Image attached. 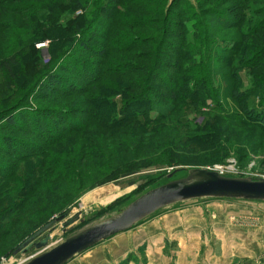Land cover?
<instances>
[{
	"label": "trees",
	"instance_id": "obj_1",
	"mask_svg": "<svg viewBox=\"0 0 264 264\" xmlns=\"http://www.w3.org/2000/svg\"><path fill=\"white\" fill-rule=\"evenodd\" d=\"M158 1L162 8L149 14L159 15L160 19L123 15L129 8H149L145 1L104 0L90 9L95 0H52L32 6L27 13L24 12L26 0H0V8L9 15L27 13L26 34L13 32L11 45L7 47L10 52H0L3 54L0 55V156L13 161L7 164L0 160V182H4L0 186V207L9 206L0 213V235L8 236L12 232L10 224L20 226L29 214L37 216L56 207L58 197L51 192V176L55 180L73 177L76 159L63 158V163L58 159L55 166L39 156L46 159L50 151H62L68 137H78L74 141L80 159L78 166L86 165L90 158L100 160L99 165L112 170V176H107L119 179L138 166H128L123 171L117 170L118 166L131 164L137 157L126 158V152L121 151H127L128 144L123 142L118 147L110 143L112 138L122 130L132 129L143 136L160 134L167 139L164 125L182 106L198 112L199 108H209L211 116L217 115L220 122L248 124L264 133V95L258 96L259 105L252 106L247 101L246 107L245 98H256V89L239 91L227 84L237 79V67L263 69L264 35L259 32L264 30V13L261 10L254 13L263 14L255 27L245 32L242 28L250 22L248 6L264 0H227L230 4L226 8L212 5L213 0H197L195 4L191 0ZM99 23L104 31L94 28ZM118 28L151 31L156 36L149 39L139 33L141 36L122 37ZM93 37L103 40L100 48L94 46ZM45 40L49 41L47 61L37 48ZM151 44L155 47L149 48ZM83 54L94 58L88 59ZM239 57L242 60L237 63ZM39 88L41 91H37ZM229 99L241 103L244 119L232 112ZM64 100L69 104H64ZM42 103L49 107L41 106ZM181 116L182 122L178 120L176 126L179 138L165 147L162 145L163 148L159 144L154 146L158 148L156 152L178 151L176 147L182 143L206 147L208 142L223 148L220 132L210 135L211 132L204 131L211 126L209 120L194 124ZM99 135L106 137L105 142L111 146L107 155L103 141H98ZM148 141L151 144L152 140ZM143 142L136 144L145 147L143 155L149 160L151 156L146 141ZM175 158L168 157L158 164L187 166L196 162L191 158L190 161ZM14 169H18L19 175ZM25 169L28 175L23 176ZM80 171L84 173V168ZM15 178L21 187L19 198L11 204L2 189ZM147 184L139 185V191ZM122 198L125 197L116 202ZM71 210L69 207L43 224L42 220L30 222L32 228L40 226L33 234L49 224L53 227L59 217L69 215ZM23 212L24 216L19 218Z\"/></svg>",
	"mask_w": 264,
	"mask_h": 264
},
{
	"label": "rangeland",
	"instance_id": "obj_2",
	"mask_svg": "<svg viewBox=\"0 0 264 264\" xmlns=\"http://www.w3.org/2000/svg\"><path fill=\"white\" fill-rule=\"evenodd\" d=\"M26 5L24 9H26L24 12L28 13V10L32 8V6H40L42 4H46L52 0H26ZM104 0H95L94 3L91 4V8H96L99 5L103 3ZM134 1H145L149 4V8H145L144 6H140L143 10H136L129 8L127 13H123L124 16H138V17H147L148 15L155 18L160 19L159 15L153 16L149 13L155 12L156 10L162 8L161 2L158 0H133ZM234 1V0H231ZM197 3V0H195ZM213 4H219L221 5V8H226L230 2L227 0H213ZM23 7V6H21ZM40 7H35V9H38ZM250 10L249 19L250 22L245 24L242 28V32H245L249 30L252 26L255 27L256 23L263 19L262 15L254 14L257 12L264 13V3H253L251 6H248ZM8 10V9H6ZM261 10V11H259ZM22 13H16V15H9L7 11L0 8V35H5L7 38H4L0 36V52L3 54H8L10 52V49L7 48L11 45L12 35L13 32L16 34L25 33L26 30L24 29V26L26 25L24 21L26 19V14ZM90 17V16H89ZM105 19V18H103ZM109 19V18H107ZM126 20V19H123ZM102 21V20H101ZM146 21V20H145ZM125 22V21H123ZM8 23V24H5ZM14 24L15 27H12L11 25ZM94 26V28L101 29L104 31V28L102 26ZM252 27V28H253ZM251 28V29H252ZM157 29V28H156ZM118 30L121 32L122 37L125 36H138L139 33H143L147 38H152L153 36H156L155 33H151V31H142V32H136L132 30H128L125 28H118ZM90 31L88 32L89 35ZM236 33V32H235ZM259 33L264 35V30L260 31ZM238 35V34H236ZM141 36V35H140ZM230 36V34H229ZM10 41V42H9ZM92 41L94 43V46L97 48H100V44L103 43V40L97 37H93ZM44 43L37 44V48H40L42 50V57L44 61L50 60V55L48 51V40L43 41ZM42 45V46H40ZM155 47V45L151 44L149 48ZM221 48V46H220ZM0 54V55H3ZM83 56L87 57L88 59H93V56H90L88 54ZM242 58L239 57L237 59V63H240ZM264 63H263V69H255L252 66H241L240 68H236L237 72V79L231 80L230 83L233 87H235L239 91H244L245 89L249 90V92L255 90L256 98L255 96L246 97L245 98V106L247 107V101L252 106H256L260 104L261 99L258 98L259 95H264ZM37 91H41L39 88ZM119 97V96H118ZM264 97V96H263ZM251 99V100H250ZM70 101L73 102V99ZM69 101V102H70ZM230 104V108L234 114H238L243 119L246 117V114L244 113L243 106H241V103L238 101H235L233 99H229L227 101ZM68 103L64 100V104ZM36 104V103H35ZM44 107H49L45 103H42ZM69 104V103H68ZM185 118V120H188L190 122H194V124L198 121H206L209 120V123L211 126L204 131L211 132L210 135H213L214 132H220L222 134L221 136V142L223 145V148H217L214 147L213 144L206 142V147H198L196 145H188L185 143H182L177 148L178 151H172L169 153H158L156 150L158 149L157 146L165 145L170 142L172 143L173 140H177L179 138V130L176 129L178 120L182 122V116ZM225 120V119H224ZM199 121V123L201 122ZM166 128V135L168 136L167 139H164V135L155 134L152 137L149 136H143L141 133L136 132L132 129L122 130L118 132L119 134L112 138L111 144H115L119 147L120 143H127L128 144V150H123L121 152H126L127 155L126 158L133 157L136 155L137 160L131 161V164H124L119 165L117 170H124L128 166H138L135 167V169L131 171H127L124 174L121 175L119 179H113L112 176V170L108 169V166L102 167L100 164V160L95 159H87L86 165L81 166L80 159H78V156L76 155L77 152L76 144L74 141H77L76 137H68L67 141H64L62 145V151L59 152V150H55L56 152L50 151L49 155L45 159L43 155L36 157L41 159H44L47 164H54L56 166V161L59 159L63 163V158L68 160L71 158L76 159V162L74 163L75 167V174L73 177H66L62 178L60 180H55L53 176H51V187H52V193L55 195V197H58L56 202V207L47 209V211H43L42 214H39L36 216L32 214L28 216V219L23 221V224H10V228L12 229V232L8 236L0 235V264H24L27 259L32 257L35 254L40 253L39 249H30L27 253L19 252L18 254H14L13 250L16 249L23 241L26 240L27 237H29L31 234H33L38 227H30V222H41L43 224L44 221H50L57 217L59 214L65 212L69 207H72L71 212L69 213V216L62 220L61 222L56 223L47 233L51 235V240L49 241L48 246L46 249L43 250H50L51 248L55 247L56 245L62 243L64 240H66L68 237L82 231L83 229L94 225L96 223H99L105 219L111 218L113 216H116L119 214L122 210H124L132 201H134L136 198L141 196L142 194L146 193L147 191L154 189L156 187H159L161 185H164L168 182L179 180L187 177L189 175V170L194 168H206V169H212V170H219L220 174L227 177H251L253 179H264V133L257 128L248 125V124H240L233 121H224L220 122L217 115L212 114L209 108H199L198 111H194L189 106H182L179 108L177 115H174L167 124L164 125ZM34 140L32 138H27ZM70 139V140H69ZM144 140V142H143ZM148 140H152L151 144H149ZM228 140V141H227ZM98 141H103L104 145V151L107 154H109V148L106 141V137L99 135ZM142 141L147 145V153L151 156V159H146L143 155V149L144 146L140 148L136 142ZM110 144V145H111ZM162 146V148H163ZM153 147V148H151ZM185 155H183V153ZM188 155H187V154ZM175 156H178L179 159L182 158H188V160L195 159L196 162H190L187 164V166L184 165H176V166H167V164H158L159 162H165L167 161L166 158L170 157L171 159H176ZM144 157V158H143ZM0 160L2 162L4 161L7 164H12L13 161L10 158H3L0 156ZM48 160V161H47ZM177 160V159H176ZM78 161V162H77ZM190 161V160H189ZM99 163V164H98ZM97 164V165H96ZM28 167L27 164H24ZM78 166V168H77ZM97 166V167H96ZM96 167V169H94ZM111 167H115V165H111ZM80 168H84V173L80 171ZM174 168H177L179 170H174ZM181 168H184L185 171L180 170ZM28 169V168H27ZM25 169L24 173H22L23 176L28 175V170ZM15 172H17L18 169H14ZM121 171V172H122ZM177 171V172H176ZM172 173V176H169ZM19 175V172H17ZM79 175L81 177L78 178ZM111 175V176H107ZM150 180V181H149ZM8 182V181H7ZM130 182H134L137 188L134 189V186H129ZM149 182V184H147ZM3 181L0 182V186L3 185ZM10 185L4 189H2V192L4 193V197H7L10 199L11 204L16 199L19 198V192H20V182L17 181V178L12 179L8 182ZM147 184L145 188L141 191H139L138 187L141 184ZM122 187V189H121ZM77 188H80V190H77ZM139 191V192H138ZM1 192V193H2ZM114 193V198L123 194L122 196L125 198H122V200L116 202L120 197L116 198L114 201L109 202H103L102 198H105L111 194ZM121 196V197H122ZM200 200H190L185 201L182 203L177 204L176 206L168 207L165 209H161L155 216L162 215V219L164 220L165 217L163 214L177 212V211H185L187 207H200L199 202ZM116 202V203H114ZM114 203V204H111ZM190 205V206H189ZM63 206V208H62ZM9 206L7 205L6 208ZM61 209L58 211V208ZM6 208L0 207V213L4 211ZM31 208V207H30ZM28 208V209H30ZM27 209V210H28ZM56 210V211H55ZM18 211V210H17ZM53 212V213H51ZM23 212L19 215V218L21 216H24ZM77 219L74 220L71 224H67V221L69 219H72L73 217H76ZM155 216H152L145 220L144 222H148L151 219H153ZM17 218V217H16ZM234 220V219H233ZM162 221V220H161ZM236 219L234 220V222ZM142 226V225H141ZM72 228V229H71ZM5 228L2 227L3 231ZM67 229V231H66ZM68 229H71L68 230ZM138 229V227L136 228ZM135 229V230H136ZM134 230V231H135ZM66 231V232H65ZM147 231V230H146ZM122 234V233H121ZM116 234L115 236L111 237L110 239H107L106 241H103L98 246H96L93 249H89L86 253L83 255L76 256L70 263L67 264H119L117 253L115 251L116 245L113 244V241L117 239L116 237L121 235ZM142 235L143 232H140V239L139 242H142ZM171 238H170V236ZM167 234L166 241L168 242V245L165 247L164 252L162 253V250L158 251V254H155L156 252H152V250L146 249V245L142 244L135 247L131 252H128L125 255V258L122 260V263L125 264H180L179 262V246L178 244V238L171 235V233ZM41 237V238H42ZM170 239V240H169ZM38 241V239L36 240ZM198 241V240H197ZM205 243L208 245V249L206 253L201 251L199 253V257H206L209 255L210 252L214 253V256H220V248L222 244L216 239L212 241L211 236L208 239H203ZM199 242V241H198ZM211 243V246H210ZM143 246L145 247V250H143ZM160 248V247H159ZM206 248V246H205ZM106 250V251H105ZM41 251V250H40ZM105 251V252H104ZM107 253V254H106ZM148 254V256H147ZM133 258H132V257ZM158 256V258H157ZM130 257V258H129ZM233 258V257H231ZM159 259V262L157 261ZM193 260V256H189V263ZM211 263V262H210ZM209 262L207 264H210ZM215 264V263H212ZM219 264V263H218ZM232 264H240V263H232ZM241 264H245V261L241 262Z\"/></svg>",
	"mask_w": 264,
	"mask_h": 264
},
{
	"label": "crops",
	"instance_id": "obj_3",
	"mask_svg": "<svg viewBox=\"0 0 264 264\" xmlns=\"http://www.w3.org/2000/svg\"><path fill=\"white\" fill-rule=\"evenodd\" d=\"M197 202L200 207L191 206L183 212L163 214L167 215L164 220L162 215H157L138 225V229L134 227L120 233L113 241L119 264L128 252L142 244L146 245L147 252L152 250L158 254L162 250L163 253L169 233L178 238L180 264H241L243 261L245 264H264V201L210 198ZM140 232H143L142 242H139ZM210 236L212 241L216 239L222 244L220 256L210 252L206 257H199L203 249L204 253L208 249L202 240ZM189 256H193L190 263Z\"/></svg>",
	"mask_w": 264,
	"mask_h": 264
},
{
	"label": "water",
	"instance_id": "obj_4",
	"mask_svg": "<svg viewBox=\"0 0 264 264\" xmlns=\"http://www.w3.org/2000/svg\"><path fill=\"white\" fill-rule=\"evenodd\" d=\"M191 1L195 4V0ZM169 176H172V173ZM134 185V182L129 183V186ZM137 186H134V189ZM210 198L264 201V179L227 177L220 174L218 170L194 168L189 170L187 177L168 182L142 194L116 216L83 229L50 250H43L46 249L52 237L47 233L41 239L38 238L51 229L52 224H49L25 240L14 254L27 253L35 248L39 249L40 253L27 259L24 264H67L76 256L116 234L137 227L143 220L161 209L185 201ZM68 216L63 215L56 221L61 222ZM76 219L77 216L69 219L67 224H71ZM71 229L68 230L71 231Z\"/></svg>",
	"mask_w": 264,
	"mask_h": 264
},
{
	"label": "bare ground",
	"instance_id": "obj_5",
	"mask_svg": "<svg viewBox=\"0 0 264 264\" xmlns=\"http://www.w3.org/2000/svg\"><path fill=\"white\" fill-rule=\"evenodd\" d=\"M113 196H114V193L109 195V196H107V197H105V198H102L103 199L102 201L103 202H109L112 198H114Z\"/></svg>",
	"mask_w": 264,
	"mask_h": 264
},
{
	"label": "built area",
	"instance_id": "obj_6",
	"mask_svg": "<svg viewBox=\"0 0 264 264\" xmlns=\"http://www.w3.org/2000/svg\"><path fill=\"white\" fill-rule=\"evenodd\" d=\"M40 46H42V45H40ZM217 170V169H216ZM219 171V170H218Z\"/></svg>",
	"mask_w": 264,
	"mask_h": 264
}]
</instances>
